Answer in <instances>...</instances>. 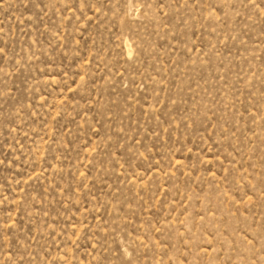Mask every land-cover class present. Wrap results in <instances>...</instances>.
<instances>
[{
  "label": "rangeland",
  "instance_id": "rangeland-1",
  "mask_svg": "<svg viewBox=\"0 0 264 264\" xmlns=\"http://www.w3.org/2000/svg\"><path fill=\"white\" fill-rule=\"evenodd\" d=\"M0 264H264V0H0Z\"/></svg>",
  "mask_w": 264,
  "mask_h": 264
}]
</instances>
